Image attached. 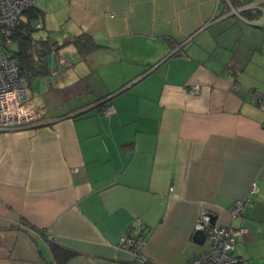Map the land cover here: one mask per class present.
I'll list each match as a JSON object with an SVG mask.
<instances>
[{"label": "crops", "instance_id": "obj_1", "mask_svg": "<svg viewBox=\"0 0 264 264\" xmlns=\"http://www.w3.org/2000/svg\"><path fill=\"white\" fill-rule=\"evenodd\" d=\"M34 6L46 32L32 36L53 50L39 60L31 48L38 69L25 83L40 118L0 130V264H145L118 245L136 218L146 263L186 264L208 249L194 238L202 210L247 227L233 253L264 264V109L253 102L264 93V0ZM80 34L96 46L80 50Z\"/></svg>", "mask_w": 264, "mask_h": 264}, {"label": "built area", "instance_id": "obj_2", "mask_svg": "<svg viewBox=\"0 0 264 264\" xmlns=\"http://www.w3.org/2000/svg\"><path fill=\"white\" fill-rule=\"evenodd\" d=\"M38 0H0V36L20 24L23 12L33 7ZM32 25H40L33 22ZM62 57L58 59L59 65L68 64ZM18 56L7 55L0 41V130H15L22 126L34 123L40 118L37 107L31 100L25 81L19 76ZM232 73V69H227ZM191 93L199 91L198 85L189 88ZM261 109H264V93H258L253 99ZM113 106L104 104L102 114L108 115ZM257 192L255 182L249 186L248 194L234 200L228 209L230 218L240 217L251 201V196ZM143 227L141 220L136 218L125 234L121 236L118 245L132 249L139 257L138 261L146 262L140 255V246L144 237L137 236L139 228ZM194 230H201L205 234L208 249L189 259L186 264H247V259L233 253L236 240L248 232L245 226H232L221 224L212 220V214L202 210L195 222Z\"/></svg>", "mask_w": 264, "mask_h": 264}, {"label": "trees", "instance_id": "obj_3", "mask_svg": "<svg viewBox=\"0 0 264 264\" xmlns=\"http://www.w3.org/2000/svg\"><path fill=\"white\" fill-rule=\"evenodd\" d=\"M39 14L35 8V6L30 7L29 9L25 10L23 12V14L21 15L20 18V24L18 26H16L15 28L3 33L0 36V41H1V45L2 47L5 46L4 40L6 38H9L10 40H14L15 42H17L18 44V48L17 50L13 51V53H11L10 55H17L18 59H19V76L22 78H24L23 80L25 82H27V77H31L32 76V72L33 70L38 69V66L35 67L33 60L34 57L32 56L33 51H31V48L35 45V44H39L41 48V52L39 54V60H40V56H45L48 54V52H50L52 49L53 44L48 42V41H43V40H35L32 36V32L36 29H38V27H36L35 25H32L33 22L37 21L39 18ZM84 41V42H83ZM48 42V43H47ZM76 46L79 47L80 50H90L91 48L95 47L96 44L94 42V40L92 39L91 36L87 35V34H80L75 36L72 41ZM86 47H83V45ZM30 69H33L32 72L29 71ZM38 72V71H37ZM105 104V102H101L100 105ZM140 232H137L136 235L137 236H141L142 238L145 236L146 230L144 227H140L139 228ZM145 238V237H144ZM52 248V252L56 255V256H60V254H64L65 257L69 256V253L66 249L53 244L51 246ZM147 262V261H146ZM145 264H149L146 263Z\"/></svg>", "mask_w": 264, "mask_h": 264}, {"label": "rangeland", "instance_id": "obj_4", "mask_svg": "<svg viewBox=\"0 0 264 264\" xmlns=\"http://www.w3.org/2000/svg\"><path fill=\"white\" fill-rule=\"evenodd\" d=\"M56 21V18L53 19V22ZM255 22H258V19L254 20ZM42 33V32H46V30H44L43 28H38L36 29V34L37 33ZM57 29H54V30H51L50 32H47V33H50V39H53L55 38V35L57 33ZM4 43H5V46H3V50L5 51V53L7 55H10L11 53H13V51L17 50L18 48V44L17 42H15L14 40H10L9 38H6L4 40Z\"/></svg>", "mask_w": 264, "mask_h": 264}, {"label": "water", "instance_id": "obj_5", "mask_svg": "<svg viewBox=\"0 0 264 264\" xmlns=\"http://www.w3.org/2000/svg\"><path fill=\"white\" fill-rule=\"evenodd\" d=\"M106 100H107V99H103L102 101H99V104H100L101 102H105ZM212 220H214V216H212ZM204 237H205V234H204L203 231H201V230H196V231L194 232V238H195V239L201 241V240L204 239Z\"/></svg>", "mask_w": 264, "mask_h": 264}]
</instances>
